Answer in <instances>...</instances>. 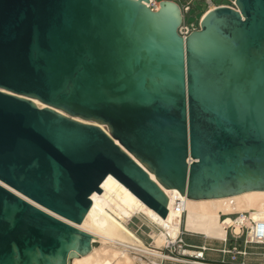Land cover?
Segmentation results:
<instances>
[{"label": "water", "instance_id": "obj_1", "mask_svg": "<svg viewBox=\"0 0 264 264\" xmlns=\"http://www.w3.org/2000/svg\"><path fill=\"white\" fill-rule=\"evenodd\" d=\"M147 2L0 0V264L89 253L59 218L81 224L109 175L164 221L163 189L264 192V0L186 37L176 3Z\"/></svg>", "mask_w": 264, "mask_h": 264}, {"label": "bare ground", "instance_id": "obj_2", "mask_svg": "<svg viewBox=\"0 0 264 264\" xmlns=\"http://www.w3.org/2000/svg\"><path fill=\"white\" fill-rule=\"evenodd\" d=\"M209 11L204 13L203 17ZM33 103L38 108L44 107L37 101ZM90 124L96 125L95 123ZM99 127L107 131L105 126L99 125ZM150 177L155 180L153 175L150 174ZM100 188L99 195L96 192L91 195V207L79 225L70 223L43 209L96 238V240L92 239L89 253L84 256L72 253L68 264H148L142 259L143 257L148 258L152 263L155 258H161L162 254L155 249H160L166 240H174L182 225L181 212L176 210L173 204L177 193L171 196L163 189L171 201L168 208L169 220L164 221L112 176H107ZM185 202L184 229L210 240L222 241L225 238V231L219 220L221 215L248 212L253 221H264V192H247L211 200L186 199ZM135 216H141L153 228L149 234L152 239V249L128 228V223Z\"/></svg>", "mask_w": 264, "mask_h": 264}, {"label": "built area", "instance_id": "obj_3", "mask_svg": "<svg viewBox=\"0 0 264 264\" xmlns=\"http://www.w3.org/2000/svg\"><path fill=\"white\" fill-rule=\"evenodd\" d=\"M163 0H148L144 3L152 11L159 9V2ZM176 3L183 14L188 13L190 4L194 1L203 2L207 9L214 10L219 7L230 8L237 10L236 0H220V3L214 0H189L183 5H179L178 1L172 0ZM185 17V16H184ZM197 26L194 23H186L183 21L181 27L178 29L179 34L182 37L188 36L191 32L197 30ZM162 189V188H161ZM164 192V191H163ZM186 196L179 193L174 196V207L179 210L182 215V225L179 233L174 240H166L164 245L160 249H155L162 254L161 258H155L154 263L148 258L142 259L148 264H249L250 257H256L264 260V251L258 248H264V221H253L250 218L248 212L221 215L219 220L225 231V238L220 241L221 247H210L207 245L206 239L203 238L201 243H195L188 240V237H192L195 234L187 232L184 229L185 218V205ZM135 218V217H134ZM133 218V219H134ZM132 219V220H133ZM131 220V221H132ZM130 221V222H131ZM145 224L141 222L138 230H141ZM237 230V231H236ZM152 231V230H151ZM150 231V232H151ZM136 234V232H134ZM149 243H145L150 249L152 239L150 235H147ZM217 241V240H213ZM230 242V244H228ZM252 248L258 249L259 252L251 251ZM214 256V257H211ZM218 256V258H215ZM261 264H264L262 262Z\"/></svg>", "mask_w": 264, "mask_h": 264}, {"label": "rangeland", "instance_id": "obj_4", "mask_svg": "<svg viewBox=\"0 0 264 264\" xmlns=\"http://www.w3.org/2000/svg\"><path fill=\"white\" fill-rule=\"evenodd\" d=\"M157 1H159V0H157ZM171 1H172V0H171ZM174 1H176V0H174ZM177 1H178L179 5L181 6V5H183L184 2H186L187 0H177ZM188 1H189V0H188ZM214 1L217 2V3H220V2H221L220 0H214ZM202 4H203V3H200V2H198V1H195V2H194V6H196L197 9H199L200 6H201ZM190 6H191V5H190ZM206 9H207V8H206ZM189 10H190V9H189ZM188 12H189V11H188ZM204 13H206V12H203V13H202V14L196 19L197 25L199 24V22H200L201 18L203 17ZM187 15H188V13H186V14L184 15V16H185V17H184V20H185V21L192 22V23H194L195 26H197V25L195 24V21L193 22L194 18H193V16H192V14H190V15H188V16H187ZM197 28H198V27H197ZM141 222H143V223L145 222V223H144L145 226H144L141 230H138V227H139V225L141 224ZM127 226H128V228H130V230H131L132 232H136V235H137L139 238H141L143 242H145V243H149V242H148L149 239H148V236H147V235L150 234V231H151L153 228H151V227L146 223V221H144V219H143L141 216H138V217L135 216V218H134L131 222H129ZM188 240L191 241V242H195V243H201V242L203 241V237L200 236V235L195 234V235L192 236V237H188ZM206 243H207V245L210 246V247H221V246H222L220 241L206 240ZM228 244H230V242H229ZM258 249H260L261 251H264V248H258ZM258 249L252 248L251 251H253V252H259ZM211 257H214V256H211ZM215 258H218V256H215ZM262 262H264V260H261V259L256 258V257H250L249 260H248V263H249V264H261Z\"/></svg>", "mask_w": 264, "mask_h": 264}, {"label": "trees", "instance_id": "obj_5", "mask_svg": "<svg viewBox=\"0 0 264 264\" xmlns=\"http://www.w3.org/2000/svg\"><path fill=\"white\" fill-rule=\"evenodd\" d=\"M188 1V0H187ZM186 1V2H187ZM186 2H184V3H186ZM195 2V1H194ZM194 2H192L190 5V10H189V12H188V15H190V14H192V16H193V18H194V20H193V22L195 21V24L197 25V22H196V19L205 11V9H206V6L204 5V4H202L201 6H200V8L199 9H197L196 8V6H194ZM200 3H203V2H200ZM187 15V16H188ZM186 23H192V22H189V21H185ZM197 27H198V25H197Z\"/></svg>", "mask_w": 264, "mask_h": 264}]
</instances>
